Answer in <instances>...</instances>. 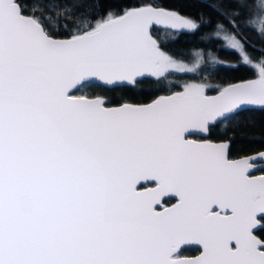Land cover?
<instances>
[{
	"label": "snow or ice",
	"instance_id": "1",
	"mask_svg": "<svg viewBox=\"0 0 264 264\" xmlns=\"http://www.w3.org/2000/svg\"><path fill=\"white\" fill-rule=\"evenodd\" d=\"M216 2L202 25L154 3L97 12L59 0L45 17L37 0H0V264H264V152L233 159L229 142L193 138L264 107V0ZM213 24L201 40L226 42L239 60L224 67L254 78L216 95L172 83L202 53L191 66L177 59L154 26ZM146 80L169 82L167 94L115 106L77 94ZM191 245L199 255L185 254Z\"/></svg>",
	"mask_w": 264,
	"mask_h": 264
},
{
	"label": "trees",
	"instance_id": "2",
	"mask_svg": "<svg viewBox=\"0 0 264 264\" xmlns=\"http://www.w3.org/2000/svg\"><path fill=\"white\" fill-rule=\"evenodd\" d=\"M57 2L59 0H37L41 13L45 17H48L50 12L54 13L55 10L52 5ZM112 2L113 0H72L74 8L79 7L84 11H89L95 6L97 12L100 11L99 5L101 3L110 5ZM120 2L128 6L140 3H154L192 18L199 19L202 16V20H200L202 25L204 21L210 18L214 19V17L210 16V9L204 5L218 6L216 0H120ZM51 18L54 19V15ZM54 27L59 28L58 25H54ZM214 30V24L211 28L202 26L195 34H192L190 30L189 32H177L168 29H153L154 38L158 39L163 48L172 53L177 59L189 62L194 51H200L203 55L195 73L175 74L170 78L172 83L204 82L211 85L206 90L207 94H211L218 91L220 86L254 78L253 73L244 66L239 68L224 67L228 63L238 62L239 55L237 51L223 47L222 41L212 44L210 41L201 40V37L205 35L214 39L215 37L212 35ZM243 38L247 45H255L257 48L262 46V41L255 32L246 31L243 33ZM247 51L253 56L258 55L251 47H248ZM205 52L211 53L219 62H207L204 55ZM161 87L165 91H161ZM168 87L169 82H164L161 86L154 85L146 80L140 87L131 91L120 89L113 91L100 83H94L83 87L77 94L87 97L105 96L113 102L112 106L119 102L144 104L152 101L158 95L167 94L166 90ZM202 138L215 142H229L231 158L262 151L264 150V107L258 106L244 109L232 119L218 122ZM255 174L264 173L257 170ZM187 249L188 251L185 254L188 256L195 255L198 252V249L193 246H188Z\"/></svg>",
	"mask_w": 264,
	"mask_h": 264
},
{
	"label": "water",
	"instance_id": "3",
	"mask_svg": "<svg viewBox=\"0 0 264 264\" xmlns=\"http://www.w3.org/2000/svg\"><path fill=\"white\" fill-rule=\"evenodd\" d=\"M154 28H157V29H165L163 26H154ZM171 31H177V32H189V30H171ZM242 81H245V80H242ZM242 81H237V82H233V83H230V84H236V83H240V82H242ZM228 85H229V84H228ZM226 86H227V85H226ZM217 92H218V91H216V92H214V93H211V94H208V95H216ZM153 100H154V99H153ZM153 100H152V101H153ZM152 101H150V102H148V103H151ZM148 103H144V104H148ZM114 106H115V105H114ZM255 107H258V105H254V106H246V107H244L242 110H244V109H250V108H255ZM205 134H206V133H204V134H197V135H194L193 138L196 139L197 141H203V140H205V139H203L202 137H204ZM206 140H207V139H206ZM208 141L211 142V143H221V142H215V141H210V140H208ZM259 152H264V150L259 151ZM259 152H255V153L248 154V155H256V154H258ZM238 158H240V157L233 158V159H238ZM173 202H175V201H173ZM191 246L196 247V248L198 249V252H197L195 255H192V256H190V257H194V256L199 255V246H196V245H191ZM186 247H188V246H186Z\"/></svg>",
	"mask_w": 264,
	"mask_h": 264
},
{
	"label": "rangeland",
	"instance_id": "4",
	"mask_svg": "<svg viewBox=\"0 0 264 264\" xmlns=\"http://www.w3.org/2000/svg\"><path fill=\"white\" fill-rule=\"evenodd\" d=\"M214 33H215V30H214V32H213L212 35H214ZM222 46H223V47H226V48H230V46H228V45L226 44V42H223V41H222ZM230 49H231V48H230ZM235 51H236V50H235ZM204 55H205V58H206L207 62H210V63H218V62H219V61H218L215 57H213L212 54L209 53V52H205ZM202 56H203V55H202ZM202 58H203V57L200 58V63H201ZM196 59H197V58H195V57L192 56L191 60H190L189 62H185V63H188V64L191 66V64L194 63Z\"/></svg>",
	"mask_w": 264,
	"mask_h": 264
},
{
	"label": "flooded vegetation",
	"instance_id": "5",
	"mask_svg": "<svg viewBox=\"0 0 264 264\" xmlns=\"http://www.w3.org/2000/svg\"><path fill=\"white\" fill-rule=\"evenodd\" d=\"M256 175H261V174H256Z\"/></svg>",
	"mask_w": 264,
	"mask_h": 264
}]
</instances>
